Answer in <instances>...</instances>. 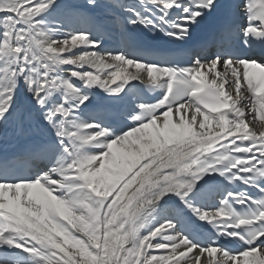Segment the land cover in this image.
Masks as SVG:
<instances>
[{
	"label": "snow or ice",
	"instance_id": "obj_1",
	"mask_svg": "<svg viewBox=\"0 0 264 264\" xmlns=\"http://www.w3.org/2000/svg\"><path fill=\"white\" fill-rule=\"evenodd\" d=\"M86 5L96 7L97 0ZM107 5L108 15L112 9L120 15L100 23L81 7L59 8L79 21L61 36L43 17L57 8L55 0H0V140L13 133L29 138L25 153L50 165L34 178L13 179L3 175L0 156V244L41 264H264V60L227 51L237 28L245 45L264 39V0H236L245 25L225 22L207 39L176 49L136 47L128 29L182 41L216 0ZM103 24L119 27L124 46L100 47L114 36ZM93 26L97 39L72 30ZM77 45L94 50L76 54ZM126 66L137 71L122 75ZM132 80L164 94L137 103L130 126L119 132L104 126L103 106L83 118L90 108L86 89L118 97ZM212 173L244 187L225 192L209 212L193 206L189 194L217 180ZM169 194L237 249L189 239L169 219L151 223ZM0 264H12L11 254L0 252Z\"/></svg>",
	"mask_w": 264,
	"mask_h": 264
},
{
	"label": "bare ground",
	"instance_id": "obj_2",
	"mask_svg": "<svg viewBox=\"0 0 264 264\" xmlns=\"http://www.w3.org/2000/svg\"><path fill=\"white\" fill-rule=\"evenodd\" d=\"M65 1H68V2L77 1V2H75V4H82V3H85L86 4V0H64L63 2H65ZM130 2H134V0H131ZM106 7H108L107 0H97V6L96 7L86 6V9H90V10H94V11L98 12V16L99 17H101L102 15H105L106 19H110L111 18L110 15H107V13L105 11ZM101 8L104 11V13L97 11V9H101ZM59 35L63 36L64 33L59 32ZM79 48H83L86 51L88 50L86 45H77L76 48L73 49V52H75L76 54H79V52H78ZM64 67L67 68L69 66H64ZM85 68L87 69V66H85ZM113 70H118V69L113 68ZM136 71L137 70L134 67L133 68L127 67L126 73H123L122 75L129 74V73H134ZM218 71H221L222 72L223 71V68L222 67L218 68ZM64 74L67 75L66 72ZM121 78H122V76L120 78H117V81L116 82L119 83ZM135 81H137V80L129 81L125 85V87L122 90V92H125L126 91V87H129L132 84V82H135ZM93 87L96 90H98L100 88L98 86H93ZM189 116H190V113H189ZM173 122L174 123L175 122H178V118L177 117H173ZM257 123L259 124V121ZM146 131H149L150 132V130H146ZM114 152H116L117 154H121L123 152V150L120 148L119 145H114ZM42 164L46 168L47 167H50V165L45 164L43 162H42ZM174 196H176V195L175 194H169V196L165 197L164 200L161 201L160 207H158V208L159 209H162L164 207V205H166L165 202L170 201V199L172 197H174ZM164 212H165V210H161L160 211V214H163ZM157 217H159V219H161L163 216L159 215ZM149 220H150L151 223L152 222H155L156 223V221H152V219H150V217H149ZM158 223H160V222H158ZM195 227H196V225L195 224H192V225L186 226L185 229H184V232L187 231V234L190 235V238L192 240H194V241L198 240L197 237H196V235H195V233H194V229H193ZM180 228H181L180 226H177L176 227L177 230L180 229ZM140 231L141 232H145V229H141ZM181 233L183 234L182 230H181ZM13 239L14 240H17V241H20L22 238L19 237L16 234H13ZM0 252H3L4 254H9L10 253L11 254L12 264H41V258L40 257L32 256L29 253H25V252H23L22 249L15 248L14 245H11L10 246V245H7V244H0Z\"/></svg>",
	"mask_w": 264,
	"mask_h": 264
}]
</instances>
